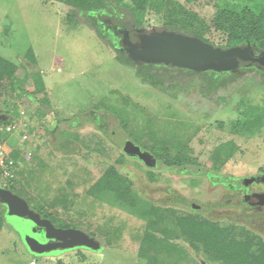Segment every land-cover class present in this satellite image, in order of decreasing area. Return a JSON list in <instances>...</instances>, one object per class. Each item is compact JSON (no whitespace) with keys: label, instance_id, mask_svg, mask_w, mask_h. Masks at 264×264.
Wrapping results in <instances>:
<instances>
[{"label":"rangeland","instance_id":"1","mask_svg":"<svg viewBox=\"0 0 264 264\" xmlns=\"http://www.w3.org/2000/svg\"><path fill=\"white\" fill-rule=\"evenodd\" d=\"M129 1L121 0V4ZM171 2H178L188 14L206 23L222 8L247 7L256 14L264 10V0H166L163 13ZM111 4L117 12L126 13L116 1ZM70 12L61 0H0V56L18 66L14 91L0 94V114L12 117L10 123L15 125L11 133L0 136L7 142L13 161L11 174L7 179L0 177V183L56 227L82 230L100 241L101 248L70 249L52 260L32 255L23 240L29 223L5 215L7 222L19 229L22 241L4 221L0 228V264H137L139 246L149 232L159 240L166 239L174 249L169 255L158 254L159 263L201 264V258L206 264H224L214 255L216 251H206L202 243L189 238L175 224L174 217L184 216L186 211L157 206L162 214L158 223H152L151 215L142 217V207L156 206L145 194H151V188L158 185L141 184L145 179L143 167L128 161V157H119L126 161L119 170L129 173L133 182L130 188L140 200L133 212L115 196L116 184L102 182L101 176L117 158L116 144L120 146L124 138L147 148L164 146L169 149V159L178 154L177 163L193 161L232 173L256 170L264 165V81L236 78L219 89V97L228 98L211 115L189 113L184 107L187 104L175 103L140 82L133 65L117 59L115 50L100 39L83 14ZM166 19L150 11L144 16L143 26L160 29L166 26ZM198 30V37L213 45L226 43L225 36L212 27L205 32ZM194 96L198 97V92ZM203 100L210 110L221 103L218 98ZM90 110L101 118L107 116L112 123L109 130L115 132L111 137L115 145L99 138L98 149L93 150L90 125L73 130L68 127L69 122L83 121ZM233 118L238 120L230 121ZM218 120H224V126L215 125ZM58 123L63 127L55 137L47 136L48 127ZM104 149L108 153L103 158L109 161L90 156L94 151L101 155ZM191 149L198 155L191 157ZM12 152H17L16 158ZM158 158L168 165L163 156ZM156 176L155 180L170 183L199 202L212 196L205 191V184H182L173 175ZM2 210L4 206L0 205ZM192 217L203 221L196 214ZM220 228L223 237L224 226ZM227 228L237 240L251 237L239 235L236 226L229 224ZM227 261L251 264L235 258Z\"/></svg>","mask_w":264,"mask_h":264},{"label":"flooded vegetation","instance_id":"2","mask_svg":"<svg viewBox=\"0 0 264 264\" xmlns=\"http://www.w3.org/2000/svg\"><path fill=\"white\" fill-rule=\"evenodd\" d=\"M93 14L94 15H90L87 12L85 16L94 18L93 22L103 33L108 35L107 26L109 24L123 25L128 29L130 38L132 40L134 39V34L136 33L135 27L138 25L127 19L123 20V14L117 12L116 9L114 11H110L108 7L96 8L94 9ZM162 28H164V26ZM108 37L110 38L109 35ZM253 50L254 53L252 56L256 57L262 49L254 46ZM247 64L249 65L246 66ZM240 65L243 67H240L239 71L236 73L194 72L190 70L167 68L159 65L156 66V69L148 70L149 75L146 76L145 80L140 79V77L136 74L135 68H133V70L140 82L146 83L157 89V91L160 93L173 99L175 103H180L183 106V103L187 104L184 107H188L190 112L188 110L187 111L189 113L192 112L196 115L200 114L202 116H208L220 108L224 99L226 100L228 98L227 96L219 97V89L221 87H226L229 83L234 82L236 78H242L243 82L246 78L264 81V66L257 62H240ZM151 74H155L156 78H152ZM196 91L199 94L198 97L194 96V93H197ZM180 98H185V101L178 102L177 99ZM203 98H218L221 100V103L219 107L210 110L208 109V104L205 103ZM106 117L101 118L97 112L90 110L84 114L83 121L77 119L78 122L71 124L69 120V126H67L73 130L72 127L83 128L84 126L90 125V134L94 136L90 138V142L93 143L94 139V144L92 146H96L97 148H93L92 146L90 147L93 150H97L99 138L108 145H115L111 139L115 132H113V130H109V127L112 123H110ZM235 120L238 119H231L230 121ZM224 123V120H218L215 122V125L224 126ZM62 127L59 126V123L58 125L53 124L49 126V130H47V136H53L54 138L57 130L61 129ZM263 127L264 126H262V128ZM126 141L132 140L129 138H124L120 146L116 144V150L118 151L117 158H115L113 163L110 165H112L119 174L129 179L131 184L133 182L130 179L129 173L126 172L123 174L119 170V168H124L122 164L126 162L123 161V159H120L121 155H123L124 158L128 157V161L132 160L133 162H136V165L138 164L141 166V168L143 167L142 169L144 170L145 179L141 184H147L149 187L151 184H158L157 186H153L151 188V194H145L147 199L152 204L156 205L155 207L162 206L179 209L184 212L186 211L184 216L187 217L196 214L197 216L202 217V220H207L213 224H216L219 228L224 226L223 229L227 230H230L227 228L229 227V224L236 226L240 229L238 232L239 235L244 236L246 234L251 235V237L254 235L263 244L260 246V250L264 249V179L262 178L264 175V165L258 166L254 171L244 173L238 172L239 174L232 173V171L225 172L224 170L222 171L220 169H214L211 166L197 164L193 161H183L182 163H177L176 159H174V164L166 165L165 163H161L158 155H169V149H166L164 146H159L160 148L157 147V149H152L150 147L147 148L146 146L138 144L141 150L148 151L156 159L155 163L150 161L149 165H147L143 160L137 158L136 156H130L125 152L124 146ZM132 143L137 145V143L134 141H132ZM78 151L79 154H81L82 151H80V148ZM107 153V150L104 149L101 155L97 151H94L90 153V156L95 157V160L98 159V161L99 157H101L100 160L102 162H107L109 159L103 158ZM177 155L178 154L176 153L174 157L176 158ZM197 155H194L191 149L190 156L195 157ZM163 174L167 175L166 177L173 175L176 181L181 182L182 184H205V191H207L208 194H212V196L205 202H199L194 198L188 196L186 197L176 188H173L170 183L155 180L157 177L156 175L161 176ZM156 195L158 197L155 199ZM3 215L4 221L8 224L10 229L17 234L18 238L20 237V240L22 241L19 229H16L14 224H9L4 213ZM229 233L231 235L233 234L231 230ZM24 246L28 250L25 244ZM255 249L260 251L258 250L259 246H255ZM65 251L66 250H53L39 255L30 251L29 252L32 255H37L41 256L42 258H48L52 260V258L58 256L59 253ZM200 260L202 259L199 258V261Z\"/></svg>","mask_w":264,"mask_h":264},{"label":"trees","instance_id":"3","mask_svg":"<svg viewBox=\"0 0 264 264\" xmlns=\"http://www.w3.org/2000/svg\"><path fill=\"white\" fill-rule=\"evenodd\" d=\"M68 7L72 14L76 12L83 14L86 23L92 27L96 34L108 45L111 44V39L107 34L103 33L97 25L93 22L94 18L86 17V13L94 10L96 8H106L108 7L110 11L113 8L111 4L112 1H116L118 6L126 11L123 14V20H129L134 22L138 26H143L144 16L146 13L153 11L157 15H164L166 19V28H175L183 30L188 34H192L198 37V29L202 31H209L211 27L215 31H219L225 36L226 43L220 45L221 47H228L232 45H240L249 41L250 43L255 42V45L262 50L264 49V10L262 9L259 13H254L247 7L238 8H222L216 11L213 18L209 22L203 21V19L186 12L183 6L178 4V2H171L167 10L163 13L162 7L166 3V0H130L129 3L121 4V0H61ZM190 1V0H188ZM115 3V2H114ZM70 12V14H71ZM162 12V13H161ZM120 13V12H119ZM195 22H198L196 24ZM196 26H195V25ZM188 26V27H187ZM205 41V40H204ZM116 57L122 62L132 64L124 55L116 52ZM136 74L141 80H145L149 69H156L155 66H135ZM18 66L9 60L4 59L0 56V94L8 91H14V82L17 79L16 72ZM152 78H156L155 74H151ZM154 75V76H153ZM218 75V74H217ZM37 89V88H36ZM22 90V88L20 89ZM39 90V89H38ZM24 92V91H23ZM5 115V114H4ZM251 118V116L249 115ZM249 120V118H248ZM252 120V119H251ZM12 117L8 116L6 121L0 120V125L11 124ZM13 124V123H12ZM17 152H12L11 156L13 158L17 157ZM169 155L163 156L165 162L168 165L174 164V156L172 159L168 158ZM102 182L106 184H116L115 196L118 197L120 203L124 206L130 208L133 212L138 198L137 192L130 188V180L119 174L115 168L110 165L107 167L102 176ZM110 179V181H109ZM13 181L9 182L12 184ZM5 187V186H4ZM5 188L8 189L6 186ZM0 205H2L0 203ZM159 207H152L151 209L141 208L142 217L151 215L153 218L152 223H158L162 214H159ZM4 210L0 211V228L4 224ZM159 214V215H158ZM175 224L182 230L192 240L198 241L203 244L206 251H220V253H214L216 257L221 259L224 264H228L230 259H236L240 263L245 260L251 261V264H264V249L260 250V246L263 245L257 237L245 236L243 239L237 240L234 235H231L230 230L223 229L224 236L220 234L222 229L218 225L213 224L207 220L198 221L192 216H175ZM166 235L165 232H162ZM213 234H217L215 237ZM220 234V235H219ZM230 236V237H229ZM243 236V235H242ZM255 246H259L260 251H257ZM139 260L137 264H163L156 260L158 254L165 252L167 255L174 252V249L170 244H168L166 239L159 240L151 232L146 234L142 238V242L139 246ZM231 264V263H229Z\"/></svg>","mask_w":264,"mask_h":264},{"label":"water","instance_id":"4","mask_svg":"<svg viewBox=\"0 0 264 264\" xmlns=\"http://www.w3.org/2000/svg\"><path fill=\"white\" fill-rule=\"evenodd\" d=\"M108 35L111 48L132 62L135 66H159L190 70L194 72L236 73L240 62H257L264 66V49L256 57L249 41L240 45L221 47L175 28L156 29L150 25L135 27L132 40L128 29L123 25L109 24ZM247 64L246 66H248ZM8 116L0 114V120ZM125 152L136 156L147 165L156 161L155 157L132 141H126ZM264 179V175L262 177ZM0 203L5 215L20 218L29 223L28 232L23 240L28 250L34 254L48 253L53 250H67L84 247L99 250L101 243L95 237L75 228H58L49 219L42 217L29 207L28 202L0 184ZM201 264H206L200 260Z\"/></svg>","mask_w":264,"mask_h":264},{"label":"built area","instance_id":"5","mask_svg":"<svg viewBox=\"0 0 264 264\" xmlns=\"http://www.w3.org/2000/svg\"><path fill=\"white\" fill-rule=\"evenodd\" d=\"M15 129L14 124H7L5 126H0V136L1 133H11ZM7 142L0 137V177L7 179L12 172L11 166L13 161L9 158L11 150H9L5 144ZM1 184V183H0ZM3 186V185H2Z\"/></svg>","mask_w":264,"mask_h":264}]
</instances>
